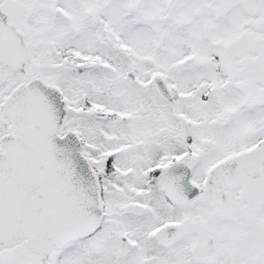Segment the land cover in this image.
<instances>
[{
    "label": "snow or ice",
    "instance_id": "1",
    "mask_svg": "<svg viewBox=\"0 0 264 264\" xmlns=\"http://www.w3.org/2000/svg\"><path fill=\"white\" fill-rule=\"evenodd\" d=\"M0 264H264V0H0Z\"/></svg>",
    "mask_w": 264,
    "mask_h": 264
}]
</instances>
